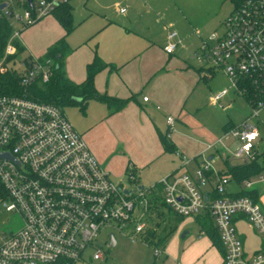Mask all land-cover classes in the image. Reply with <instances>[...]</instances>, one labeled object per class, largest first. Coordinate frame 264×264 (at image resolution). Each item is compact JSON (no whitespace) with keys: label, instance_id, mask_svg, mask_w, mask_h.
Masks as SVG:
<instances>
[{"label":"built area","instance_id":"1","mask_svg":"<svg viewBox=\"0 0 264 264\" xmlns=\"http://www.w3.org/2000/svg\"><path fill=\"white\" fill-rule=\"evenodd\" d=\"M16 1L21 11L12 8L14 0L0 1L8 3L0 12L14 27L6 58L18 52L15 40H20L22 30L15 29V24L28 28L70 2L33 0L31 7L29 0ZM120 12L125 13L126 8ZM224 25L222 35L214 33L204 41L197 59L206 60L211 70L220 68L231 83L215 95L214 102L222 101L233 89L252 107V117L258 118L264 108V0H239ZM168 41V54L182 43L177 31L168 34ZM53 67L52 59L29 57L23 61L24 69L17 71L22 85L27 86L38 78L48 82ZM7 69L0 64L2 72ZM168 122L172 129L174 118L169 117ZM259 124L246 119L224 135L242 143L236 159L249 161L260 148ZM0 153L15 158L0 159V179L7 191L0 205L18 212L24 220L17 232L0 233V264H85L89 256L84 252L106 230H110V246L114 232H127L132 241L143 235L149 240V230L158 226L152 216L161 208L173 217L209 213L224 248L222 264H264V249L246 256L234 224L235 217H244L264 241L262 206L250 196L230 195L227 176H219L213 192H208L215 168L206 157L193 173L170 174L150 187L141 185L130 172L127 178L135 186L128 189L123 181L111 179L62 107L35 100L27 92L0 95ZM181 159L183 167L194 163L184 156ZM252 178L243 182L246 189L264 184V170ZM158 246L155 256L164 252ZM92 256L103 260L105 254L96 249Z\"/></svg>","mask_w":264,"mask_h":264},{"label":"rangeland","instance_id":"2","mask_svg":"<svg viewBox=\"0 0 264 264\" xmlns=\"http://www.w3.org/2000/svg\"><path fill=\"white\" fill-rule=\"evenodd\" d=\"M237 1L239 0H71L70 6L73 11L75 27L72 32L69 34L66 32L57 19V13L54 12L28 28L15 24V29L22 30L20 41L25 50L9 63H7V58L4 56L0 64L6 66L5 64L7 63L6 67L22 71L24 69L23 61L27 57L45 58L49 43L53 40L58 41L67 34V42L73 49L67 60V69L70 68L69 72L73 77L78 79L84 74L85 79L87 66L95 59L96 50L98 55L108 63L109 61L102 56V53L108 58L113 56L112 43L114 46V42H116L121 47L127 44L129 39H133V44L143 45L142 54L134 59L128 57L129 60L120 57L117 59L118 62L112 63L121 69L123 64H128L130 61L127 72L130 75H137L144 70L143 65H151L164 59L162 42L170 32L179 31L185 37V40L188 39V35L192 34L194 30H200V32L206 30L207 37L214 33L222 35L225 30L224 23L234 10ZM16 2L14 0L13 3L15 5L12 8L21 11V7ZM122 8H126V14L120 13ZM183 19L185 22L182 21ZM218 20L220 21L216 23ZM110 22L117 23V26L112 30H108L109 27H107ZM183 23L187 24L185 28L187 30L181 28ZM128 29L132 32L127 40L126 37L129 35L125 33ZM202 47L203 42L196 52H200ZM196 52L192 55L184 52L179 56H181V60L188 61L194 66H207L208 62L206 60L199 61L197 57L192 58ZM174 59L175 57L171 59L173 66L171 69L175 72L181 67V61ZM215 71L216 76L213 81L209 84L204 81L198 84V87L192 92L193 95L190 100V104L195 99H198V104H201V109L198 111L197 109L193 110L194 107L192 106L190 109L193 123L202 129L195 137L198 144L207 145L214 139L224 137L227 131L223 127L229 120H232L233 124L238 126L242 121L251 119L256 123H260L263 140L262 138L259 140L261 143L259 149H262L264 147V108L260 110L258 118H253L254 110L252 107L244 97L238 96L233 89L227 97L216 105L211 103L212 98L207 97L208 94L215 96L225 87L229 88L231 86L228 77L220 68ZM205 72L208 75H212L210 71ZM108 73L106 72L104 76H101L103 79L102 84L105 86L107 85ZM204 92L207 94L201 96ZM79 109V107L64 108L73 124L76 123L75 118L79 115ZM176 120L177 123L181 122L178 118ZM161 128L166 132L167 125L166 128ZM155 132V128L152 129L150 126L144 128V131L141 132L142 134L137 135L136 138H128V144L135 145V149L142 152L147 147V142L152 143L151 135ZM224 145L226 153L228 152L230 155L229 163L225 162V159L228 158V153L225 154L221 151V158L217 157L212 164L218 171L216 173L218 176L229 177L225 175V169L228 168V164L239 165L245 162V159H236L234 157L242 145L237 138L233 136L225 138ZM258 152L257 150L253 153L251 160L257 158ZM208 157L209 155L206 154V158ZM216 174L214 178H216ZM110 176L116 183L123 181V184L128 189H133L135 186L127 178L128 174L126 175V173L119 175L112 173ZM256 178L251 180L254 181ZM145 186L150 187L152 185L147 183ZM236 186L233 181L229 188L233 189ZM259 186L263 187V185ZM240 188L244 189L245 185L242 183ZM165 212L167 214L166 218L157 220L156 224L158 226L155 224L157 234L162 237L172 227L176 228L171 236L168 237L167 242L158 246L160 250H164L160 256H155L156 245L151 242V237L148 240L143 235L136 241H132L127 232H114L117 243L112 247L109 241L110 230H106L84 252L85 255L89 256V259L85 260V264H177L190 238L199 236L197 217L203 214L177 219V217L171 216L168 211ZM23 225L24 220L18 212H9L6 207L0 205V233L2 235L15 233ZM150 226H152L151 223ZM188 231L190 232L189 235L183 237L184 233ZM96 249H101L104 252L105 257L103 260H94L92 258ZM198 260L199 257L193 256L191 259L192 264Z\"/></svg>","mask_w":264,"mask_h":264},{"label":"crops","instance_id":"3","mask_svg":"<svg viewBox=\"0 0 264 264\" xmlns=\"http://www.w3.org/2000/svg\"><path fill=\"white\" fill-rule=\"evenodd\" d=\"M126 13L127 10L121 14ZM182 21L185 22L184 19ZM115 26H117L115 22H110L107 25L109 27L108 30H112ZM186 27V23L181 25V28L184 30H187L185 29ZM131 32L128 29L125 33L129 35L126 37L127 40L130 38ZM177 32L182 43L177 47L176 51L173 54L166 52L165 46L169 42L167 35L162 42L164 59L151 65H143L144 70L137 75H130L127 72L130 61L128 64H123L121 69L112 62H118L117 59L120 57L123 59H128V57L134 59L140 56L144 50L143 45L133 44L134 40L129 39V42L121 47L116 42H114V46L112 43L113 56L108 58L102 53V56L109 62H106L108 66L96 76V88L102 94L128 100L123 109L113 112L107 104L96 100H89L85 104L70 106V108H80V111H78L79 115L75 118L76 123H74V126L83 135L91 151L103 167L110 174L119 175L126 173L127 175L132 172L138 176L143 186L147 183H151L153 186L161 178L170 174L193 173L198 164L206 157V154L209 155L207 159L213 162L217 157L221 158V151L225 154L228 153H226L224 140L222 143H218L219 139L223 137L214 139L207 145L198 144L195 137L202 129L193 123L190 113L191 106L194 107L193 110L197 109L198 111L201 109L198 99H195L190 104L192 92L202 81L206 84L211 83L216 76V71L209 69L207 66H194L188 61L181 60V56H179L184 52L192 55L202 45V42L204 43L209 37L206 35V30H203V32L194 30L192 34L188 35V39L185 40V37L179 31ZM55 42V40L51 41L49 47ZM198 53L196 52L192 58L197 57ZM96 54H98L97 50L95 51ZM69 55L66 58L67 75L75 83H82L86 79H84V74L77 79L70 74V68L67 69ZM173 57H175L174 60L178 59L181 61V67L177 68L178 71L175 72L171 69L173 67L171 62ZM205 71L212 72V75H208ZM104 72H109L106 86L102 84L103 79L101 76H104ZM205 94L207 93L204 92L201 96ZM144 97H149V100L145 101ZM207 97L212 98L211 103L215 105L218 103L213 101L215 96L208 94ZM169 117L174 118L172 129H170L168 122ZM175 117L181 120V122L177 123ZM228 123H230V126L225 130V125ZM226 124L223 127L225 131L236 126L232 120H229ZM166 125L167 129L164 132L161 127L166 128ZM149 126L152 129L155 128L156 132L151 135L152 143L147 142V147L142 152L136 150L135 145L128 144V138H136L137 135L142 134L141 132L144 131V128H148ZM169 131L170 138L174 144V152H166L162 143V135L167 134ZM261 138L263 140L262 133ZM212 150L215 151L213 152ZM182 156L193 159V165L191 167H183ZM227 157L225 162L229 163V153ZM216 173L218 171L215 169L212 173L211 184L207 187L208 192L212 193L214 190L215 182L219 177ZM215 174L216 178H214ZM230 180V184L228 185L229 193H236L242 190L240 188L241 184L236 183L231 177ZM233 181L237 186L232 189L229 186ZM257 187L260 189L259 203L264 210V184L263 187L259 185ZM165 211L167 210L161 208L153 214V223H156L160 218H166L167 214ZM197 223L199 224V236L197 238L195 236L190 238L177 264H192L191 259L193 256L199 257V260L194 264H222L225 252L220 239L216 235L217 242H215L205 230L201 229L198 219ZM234 224L243 241L245 254L248 258L264 249L263 239L247 219L237 216L235 217ZM189 233V231L185 232L183 237H186ZM254 241L256 242L254 243ZM191 254L192 256H190Z\"/></svg>","mask_w":264,"mask_h":264},{"label":"trees","instance_id":"4","mask_svg":"<svg viewBox=\"0 0 264 264\" xmlns=\"http://www.w3.org/2000/svg\"><path fill=\"white\" fill-rule=\"evenodd\" d=\"M54 13H57L59 23L64 27L68 34L75 29L73 11L70 3L61 4ZM13 31L14 27L11 25V22L5 17L3 12H0V62L5 56L6 46ZM15 45L18 48V52L15 56H9L7 58V63L11 62V60L25 50V47L19 39L15 40ZM71 51L72 48L67 42L66 34L63 38L56 41L48 48L45 58H40L42 60L52 59L54 61L53 74L50 80L46 83L38 78L27 86H24L22 85V75L17 70L14 68H8L5 72L0 70V95H22L24 92H27L35 100L52 103L63 109L78 104H85L89 100H96L105 103L113 112L123 109L128 103V100L112 97L108 94H102L96 88V76L108 66L98 54H96L95 59L87 66V77L85 81L82 83H75L68 77L66 72V58ZM28 58L29 57L25 60ZM7 63L5 64L6 66ZM245 85L251 88L250 84L247 83ZM229 126L230 123L226 124L225 130L228 129ZM162 143L166 152H174V144L170 138V131L167 134L162 135ZM258 151V156L254 160L245 161L239 165H229L228 169L225 171V175L231 177L236 183L242 184L245 180L263 172L264 147L258 149ZM230 195H246L253 198L256 202H259L260 189L257 186L251 189L244 188L236 193H230ZM6 196L7 191L0 179V201ZM183 218L184 217H177V219ZM197 219L202 230H205L215 242H217V235L221 242L219 233L209 213L200 215ZM175 228L176 227H172L171 230L162 237L157 234V230H149L148 236L152 238L151 242L158 246L167 242L168 237L171 236Z\"/></svg>","mask_w":264,"mask_h":264},{"label":"water","instance_id":"5","mask_svg":"<svg viewBox=\"0 0 264 264\" xmlns=\"http://www.w3.org/2000/svg\"><path fill=\"white\" fill-rule=\"evenodd\" d=\"M29 5L33 6V0H29ZM8 6L7 2H3L0 4V10H4ZM80 100V99H79ZM2 158H9L15 160V158L10 153H0V159ZM207 196V195H206ZM208 200V198H207ZM117 243V239L114 234H111V246L114 247Z\"/></svg>","mask_w":264,"mask_h":264}]
</instances>
